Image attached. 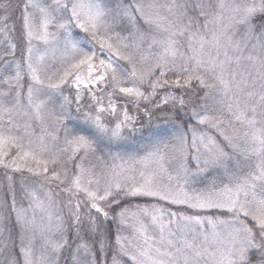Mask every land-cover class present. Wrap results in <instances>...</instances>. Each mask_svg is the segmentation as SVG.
Returning a JSON list of instances; mask_svg holds the SVG:
<instances>
[{
	"label": "snow or ice",
	"instance_id": "snow-or-ice-1",
	"mask_svg": "<svg viewBox=\"0 0 264 264\" xmlns=\"http://www.w3.org/2000/svg\"><path fill=\"white\" fill-rule=\"evenodd\" d=\"M0 264H264V0H0Z\"/></svg>",
	"mask_w": 264,
	"mask_h": 264
}]
</instances>
